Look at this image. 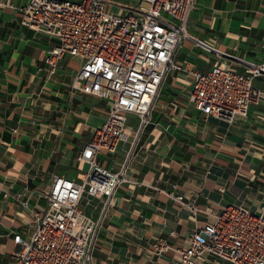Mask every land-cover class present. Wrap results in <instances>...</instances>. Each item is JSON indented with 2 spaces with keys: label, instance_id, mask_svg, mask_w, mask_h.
<instances>
[{
  "label": "crops",
  "instance_id": "obj_1",
  "mask_svg": "<svg viewBox=\"0 0 264 264\" xmlns=\"http://www.w3.org/2000/svg\"><path fill=\"white\" fill-rule=\"evenodd\" d=\"M23 5L28 0H2ZM188 30L226 50L264 62V0H196ZM57 39L22 24L18 10L0 8V264H14L13 232L29 235L30 208L47 207L45 193L53 173L80 180L88 164L78 159L83 144L106 119L107 102L69 91L81 62L65 55L57 72L46 75L43 58ZM180 52V54H178ZM178 60L208 69L214 57L182 41ZM239 69H241L239 67ZM264 88V77L255 79ZM163 86L151 122L136 145L131 135L137 117L129 115L127 135L117 148L96 154L116 169L127 162L129 179L106 207L93 242L96 264H179L186 237L227 203L264 209V101L251 104L245 117L230 124L205 116L179 100V90ZM166 85V83L164 84ZM176 183L184 199L206 213L196 219L166 191ZM222 188V189H220ZM81 209L97 220L102 197L83 192ZM176 231L173 236L169 231ZM166 235L173 249L158 255L152 244ZM203 264H216L212 259Z\"/></svg>",
  "mask_w": 264,
  "mask_h": 264
},
{
  "label": "built area",
  "instance_id": "obj_2",
  "mask_svg": "<svg viewBox=\"0 0 264 264\" xmlns=\"http://www.w3.org/2000/svg\"><path fill=\"white\" fill-rule=\"evenodd\" d=\"M195 1L132 0L120 5L110 0H28L15 6L0 0V8L18 10L22 24L57 39L39 69L49 76L58 71L65 55L79 57L69 91L104 99L108 106L106 119L77 156L88 164L80 180L53 173L44 209L30 208L22 200L32 229L29 235L12 233L14 264H96L93 242L101 216L114 191L129 179L127 162L108 169L97 162L96 154L113 152L125 139L130 114L137 117L130 140L131 147L136 145L141 130L151 122L160 89L169 81L175 86L174 73L187 80L188 100L195 109L229 124L245 117L251 104L264 101V88L254 82L264 77L263 61L189 32ZM185 39L214 57L208 69L176 58ZM177 189L171 183L166 195L183 204L192 219L206 213ZM83 192L102 197L97 220L82 211ZM207 214L210 217L194 227L183 245L174 246L179 264H203L209 259L216 264H264V209L232 202ZM176 234L173 230L167 235ZM152 245L157 255L173 249L166 235Z\"/></svg>",
  "mask_w": 264,
  "mask_h": 264
},
{
  "label": "rangeland",
  "instance_id": "obj_3",
  "mask_svg": "<svg viewBox=\"0 0 264 264\" xmlns=\"http://www.w3.org/2000/svg\"><path fill=\"white\" fill-rule=\"evenodd\" d=\"M111 2H114V3H118V4H123L125 5L126 3H129V2H132V0H110ZM180 54V52L178 53ZM174 76H176L175 78V81H174V84H175V87L179 90V100L185 104H189L192 106V104L189 102L188 100V94H187V84H186V79H183V77L181 75H178L176 73H174ZM169 84L166 83V85L164 86H168ZM163 86V90L165 89V87ZM131 116V115H130Z\"/></svg>",
  "mask_w": 264,
  "mask_h": 264
}]
</instances>
